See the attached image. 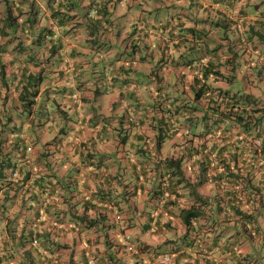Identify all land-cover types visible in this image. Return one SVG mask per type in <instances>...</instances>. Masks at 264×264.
I'll list each match as a JSON object with an SVG mask.
<instances>
[{
  "label": "crops",
  "instance_id": "obj_1",
  "mask_svg": "<svg viewBox=\"0 0 264 264\" xmlns=\"http://www.w3.org/2000/svg\"><path fill=\"white\" fill-rule=\"evenodd\" d=\"M30 1L0 24V264H28L27 249L32 264H264L260 138L213 122L209 99L262 105L264 0H138L133 14L91 1L86 33ZM44 98L52 116L33 120Z\"/></svg>",
  "mask_w": 264,
  "mask_h": 264
},
{
  "label": "rangeland",
  "instance_id": "obj_2",
  "mask_svg": "<svg viewBox=\"0 0 264 264\" xmlns=\"http://www.w3.org/2000/svg\"><path fill=\"white\" fill-rule=\"evenodd\" d=\"M40 1H44V4L45 6H47L48 3H50L51 5H55V6H60L61 9L59 11V16L58 18L59 19H63L64 21H66V24H69V25H75L74 26V30L75 31H80V32H84L86 33V30L84 29V26L85 24H87L89 21V18L87 17L86 13H87V10H88V6L90 5L91 1L95 2L97 0H40ZM114 1L113 2V7H114V10L117 12V13H122V12H128L130 14H133L134 12L138 11L140 12L141 10V7L140 5H136L135 7L133 6L134 5V1H137L138 0H112ZM143 1H146L147 3L148 0H141V3L142 4H145L143 3ZM259 2V1H258ZM262 2V1H261ZM30 3L32 4V6L34 7H37L38 4H37V1L36 0H31ZM136 3V2H135ZM72 5L74 8L72 10H67V6L69 5ZM14 6H18L14 3V0H0V24L1 26H7L8 27V24L5 22L7 21L9 23V19H5L4 17L7 16V10L8 9H11L13 11H17V12H20V10L16 7H13ZM262 5V3H261ZM95 10V9H94ZM95 12V11H94ZM67 14V15H66ZM70 15V17L68 16ZM26 16V15H24ZM38 17H40V20H41V26L44 27L46 26V22H45V17L43 14H39ZM19 17H17L16 19L13 20V23H11L9 25V27H13L16 29V31L18 32H21V28H23L24 24H22L21 21H18ZM22 20H26V24H28L31 29L35 30L36 29V26L35 24H33L32 22L34 21L32 19V16H28V17H25L23 18ZM30 21V22H29ZM140 26H137V28H132V29H129V32L132 33L134 35V37H138L141 39V36H139V28ZM65 28L68 30L70 27H67L65 26ZM72 29V28H70ZM63 31V29H62ZM65 34V32H63ZM83 33V34H84ZM138 34V35H137ZM85 38H86V35L84 36H77L76 35V40L78 41L79 44H84V41H85ZM112 39H114V41H117V36H114L112 35V37L110 38H106V40L104 38H100L96 44H97V50L98 51H102V50H106V52H108V47L111 46V42H112ZM110 40V41H109ZM111 51L114 50L113 46L110 47ZM117 50V49H116ZM98 63L99 61H92V65H96L98 66ZM94 69H92V72H93ZM93 74L91 73V76ZM91 76L88 78V79H91ZM263 81V80H262ZM132 84L134 83L133 81H130ZM145 82V81H144ZM150 83V82H149ZM148 85V82L146 81L144 83V86ZM134 92V88L132 90H128V91H125V95H128V98H132L133 97V102L134 104L138 103V99L137 97H135V95L133 94ZM145 91H142L140 92V94H144ZM42 103V104H41ZM47 103V100L44 98L43 100L40 101V104L37 106L36 108V112L34 114V118L33 120L35 119H41V120H46L47 117H50L52 116L51 112H49V114L46 112V110H50L49 108H47L45 106V104ZM262 104H264V101L262 100ZM28 117V112L27 111H24L23 112V115L20 116L18 119H15L17 125L19 126L20 123L22 121H24L25 119H27ZM2 161H4L3 163L5 164L3 166V168H8L9 167V163L6 159H3ZM117 240L114 239L112 240L111 244L115 247H111V245L108 246L109 248V252L112 251L114 248H116V246L119 245L120 241L116 242ZM116 242V243H114ZM128 242H133L132 238L129 236H126L125 239H123V243H125V246L128 245ZM122 244V243H120ZM130 245V244H129ZM113 248V249H112ZM129 250V249H128ZM113 253V252H111Z\"/></svg>",
  "mask_w": 264,
  "mask_h": 264
},
{
  "label": "trees",
  "instance_id": "obj_3",
  "mask_svg": "<svg viewBox=\"0 0 264 264\" xmlns=\"http://www.w3.org/2000/svg\"><path fill=\"white\" fill-rule=\"evenodd\" d=\"M220 93L222 92L218 91L217 96H213L211 94V96L209 97V99L214 100V105H215L214 107L216 109L215 111L216 116L213 122H218L220 120L222 121L226 120L229 122L240 123L242 124L241 126L244 128L246 133L248 135H251L253 140L256 138L257 139L260 138L258 144H256L253 141V144H251L249 147V151L254 155L260 153L262 156V183H264V137H261L262 133H264V104H262L260 108H258V107H255L256 103L258 102H255V100H252V98L249 95H245L241 98L233 97V96H230V97L223 96L224 98L222 99V95ZM219 99H220V102L218 103ZM223 100H224L225 106L224 105L222 106ZM249 104H252V105H249ZM203 118H207V115H204ZM260 121H262L263 127L258 125ZM251 128L252 129L255 128V129L250 130ZM223 151H225L224 148L220 150V152H223ZM17 175H18V171H17ZM183 212H184L183 220H184V223L186 224H189L190 222L189 219H191L194 216L199 215L198 212L194 210H183ZM91 225H93V223H91ZM27 242H30L32 245L39 244L37 238L32 235L27 240ZM23 255H24V259L28 262V264L44 261V259H41V258H38L37 260L36 258L34 259V252L31 249L25 250ZM160 257L163 260V256H160ZM94 259L96 258H93V260Z\"/></svg>",
  "mask_w": 264,
  "mask_h": 264
},
{
  "label": "built area",
  "instance_id": "obj_4",
  "mask_svg": "<svg viewBox=\"0 0 264 264\" xmlns=\"http://www.w3.org/2000/svg\"><path fill=\"white\" fill-rule=\"evenodd\" d=\"M90 14H94V11H93V10L90 11ZM26 149L29 150L30 148L28 147V148H26ZM13 175H14V176H17V172H14ZM128 249L130 250V249H132V247L129 246ZM163 261H164V262H168V261H169V257H167V256H163ZM89 262H91V261H89Z\"/></svg>",
  "mask_w": 264,
  "mask_h": 264
},
{
  "label": "clouds",
  "instance_id": "obj_5",
  "mask_svg": "<svg viewBox=\"0 0 264 264\" xmlns=\"http://www.w3.org/2000/svg\"><path fill=\"white\" fill-rule=\"evenodd\" d=\"M15 172H17V171H15Z\"/></svg>",
  "mask_w": 264,
  "mask_h": 264
}]
</instances>
